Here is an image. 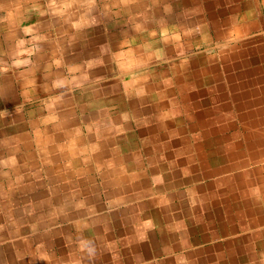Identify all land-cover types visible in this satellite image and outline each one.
Segmentation results:
<instances>
[{"label": "crops", "instance_id": "crops-1", "mask_svg": "<svg viewBox=\"0 0 264 264\" xmlns=\"http://www.w3.org/2000/svg\"><path fill=\"white\" fill-rule=\"evenodd\" d=\"M0 264H264V0H0Z\"/></svg>", "mask_w": 264, "mask_h": 264}]
</instances>
